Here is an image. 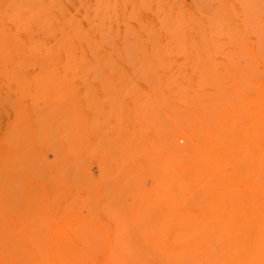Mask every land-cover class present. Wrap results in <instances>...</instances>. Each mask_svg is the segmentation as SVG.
Masks as SVG:
<instances>
[{
  "label": "rangeland",
  "instance_id": "rangeland-1",
  "mask_svg": "<svg viewBox=\"0 0 264 264\" xmlns=\"http://www.w3.org/2000/svg\"><path fill=\"white\" fill-rule=\"evenodd\" d=\"M0 264H264V0H0Z\"/></svg>",
  "mask_w": 264,
  "mask_h": 264
},
{
  "label": "bare ground",
  "instance_id": "bare-ground-1",
  "mask_svg": "<svg viewBox=\"0 0 264 264\" xmlns=\"http://www.w3.org/2000/svg\"><path fill=\"white\" fill-rule=\"evenodd\" d=\"M18 218H19V217H18ZM30 219H32V218H30ZM30 219H29V220H30ZM22 220H23V219H22ZM17 221H18V220H17ZM30 221H31V220H30ZM28 224H29V223H28ZM29 227H30V226H29ZM19 230H20V229H19ZM26 237H27V236H26ZM24 238H25V237H24Z\"/></svg>",
  "mask_w": 264,
  "mask_h": 264
}]
</instances>
